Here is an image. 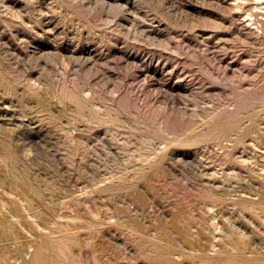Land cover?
Masks as SVG:
<instances>
[{
    "label": "rangeland",
    "instance_id": "374dc122",
    "mask_svg": "<svg viewBox=\"0 0 264 264\" xmlns=\"http://www.w3.org/2000/svg\"><path fill=\"white\" fill-rule=\"evenodd\" d=\"M0 264H264V0H0Z\"/></svg>",
    "mask_w": 264,
    "mask_h": 264
},
{
    "label": "bare ground",
    "instance_id": "6f19581e",
    "mask_svg": "<svg viewBox=\"0 0 264 264\" xmlns=\"http://www.w3.org/2000/svg\"><path fill=\"white\" fill-rule=\"evenodd\" d=\"M2 103H3V102H2ZM8 111H9V110H8ZM40 256H41V250H38V252L35 254L34 261L39 260Z\"/></svg>",
    "mask_w": 264,
    "mask_h": 264
}]
</instances>
